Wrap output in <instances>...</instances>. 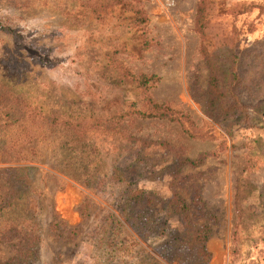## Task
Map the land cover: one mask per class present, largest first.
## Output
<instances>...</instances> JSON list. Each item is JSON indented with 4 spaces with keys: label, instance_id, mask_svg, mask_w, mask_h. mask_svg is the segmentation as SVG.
Instances as JSON below:
<instances>
[{
    "label": "rangeland",
    "instance_id": "1",
    "mask_svg": "<svg viewBox=\"0 0 264 264\" xmlns=\"http://www.w3.org/2000/svg\"><path fill=\"white\" fill-rule=\"evenodd\" d=\"M201 29L219 45L212 65ZM224 47L248 61L254 88L233 82L245 118L209 104ZM260 63L264 0H0V108L20 118L28 159L0 155V170L20 167L27 187L20 209L39 228L28 264H95L91 235L108 213L130 244L111 264H264ZM141 73L156 76L143 88L172 118L115 122L124 105L140 108L130 80ZM183 214L190 231L207 227L202 244L178 242ZM11 256L0 246V264Z\"/></svg>",
    "mask_w": 264,
    "mask_h": 264
},
{
    "label": "trees",
    "instance_id": "2",
    "mask_svg": "<svg viewBox=\"0 0 264 264\" xmlns=\"http://www.w3.org/2000/svg\"><path fill=\"white\" fill-rule=\"evenodd\" d=\"M201 33L203 34H201L202 42L205 43L202 45V51L210 65H212L216 57L214 53L215 48L219 45L215 44L214 48H210L209 44L214 45L213 41L205 34V30L201 29ZM225 52L223 58L220 56L221 59L226 60L224 69L219 70L218 68V70H213L209 77L207 87L209 104L216 103L218 109L226 115H230L233 109H238L237 114H241L242 118H245L247 115L246 105L235 94L236 90L233 82L236 81V84L245 82L244 87L250 91L251 88H254L248 77V61L245 59V54L242 50L234 53L230 49H225ZM252 57L257 61L261 59L260 54L257 53ZM261 66L260 63L253 71H258L263 74L264 69ZM240 68L242 70L237 71L239 74L236 73L235 70ZM258 77L261 76L258 75ZM156 79V76L153 74L146 75L141 73L134 76L130 81L134 83V88H138L143 94L139 106L143 109L136 107V103L131 102L116 111L112 115V120L118 122L125 116L172 118L171 114L175 111H171L164 103L158 104L153 102L143 88L149 80L153 81ZM129 108H131L130 111L127 110ZM180 116L183 119L186 118L185 115L180 114ZM18 121H20V118L15 116L11 109L0 108V155L13 161L28 160L25 155H19L21 153L16 149L19 143L18 141L20 140L17 135L22 133L25 136V131L22 126L20 127L21 130L15 129L19 126L16 125ZM188 162L194 163L193 161ZM0 171V179L2 180V185L5 187L4 194L0 198V246H7L13 251V256L7 259V263L28 264L33 255V248L37 246L39 241V228L33 215L27 212L28 207L26 206L20 209V206L25 203L23 198L26 195L25 189L27 187L20 178V167L9 166ZM135 198L136 196L132 197V199ZM180 221L184 225V234L178 239L180 244L185 246L188 244L199 245L205 241L208 232L207 227L201 226L190 231L185 214L180 217ZM121 234L122 226L119 220L108 213L102 221L100 228L91 235L94 242L95 264H111L116 259H123L129 253L128 246L130 244L122 239ZM198 251L199 261L204 263L207 260L208 254L201 245L198 247Z\"/></svg>",
    "mask_w": 264,
    "mask_h": 264
}]
</instances>
